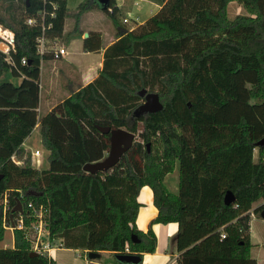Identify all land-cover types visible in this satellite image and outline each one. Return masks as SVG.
Returning <instances> with one entry per match:
<instances>
[{"label":"trees","instance_id":"16d2710c","mask_svg":"<svg viewBox=\"0 0 264 264\" xmlns=\"http://www.w3.org/2000/svg\"><path fill=\"white\" fill-rule=\"evenodd\" d=\"M150 1L159 11L127 30L118 22L116 0H109L102 10L113 20L117 41L105 49L98 78L39 118L36 41L42 28L27 19L46 12L45 24L52 25L47 37L60 39L68 1L0 0V26L15 35L12 61L0 54V205L7 200L6 224H16L11 210L21 202L30 229L38 219L26 205L34 200L43 204L51 246L115 255L128 248L143 257L157 249L154 231L137 227L138 198L148 186L158 209L152 223L179 226L177 264H257L251 218L264 211V147L257 146L264 138V0ZM234 1L247 15L229 18ZM96 8H102L98 0L80 4L68 40L83 38L81 18ZM83 49H103L101 35L91 32ZM7 73L20 77V84L2 80ZM142 89L157 92L163 109L136 118ZM37 124L50 153L47 169L34 168L23 147ZM97 125L124 128L140 140L112 170L91 174L85 165L110 150L109 135ZM177 162L175 194L165 179ZM228 191L236 197L231 205L224 201ZM5 232L0 206V242ZM32 252L24 231L16 229L15 247L0 248V264H56L48 253Z\"/></svg>","mask_w":264,"mask_h":264},{"label":"crops","instance_id":"0c3cea01","mask_svg":"<svg viewBox=\"0 0 264 264\" xmlns=\"http://www.w3.org/2000/svg\"><path fill=\"white\" fill-rule=\"evenodd\" d=\"M130 1H134V0H122V2L120 3L118 2V0H116L117 6L120 9L121 14L122 11L125 9L124 7L130 4ZM152 3L155 4V6L158 9L161 8L160 5L154 2ZM93 13H95V11L91 10L82 17L80 28L85 34L89 35L91 32H97L101 35V38L103 40V49L98 51L101 55L99 60V68L98 69H95L93 67L86 68L81 63H77L73 60H70L68 58L69 54L58 60L53 58L46 59L40 68L41 70L40 95H39V108L37 109L39 113V118H42L43 116L47 115L49 112L54 110L58 105L63 103L64 100L71 97L72 94L85 88L87 85H89L98 78L100 71L103 68L105 49L117 41V36H116L117 31L114 28L113 24L111 25L108 24L107 28L105 29L103 27H100L101 25L91 26L90 24H86V18L89 15H92ZM142 24L143 23L139 25ZM122 27L127 29L123 25ZM133 29L135 28H130L127 30H133ZM64 32L66 33V22H65ZM85 34L83 36V42H84ZM57 41L62 46H65L60 42V39H57ZM89 53L91 52L84 51V54L86 55ZM39 125L40 124H37L34 131L39 130ZM28 139L23 144L25 150H28L26 148V143L28 142ZM36 151L37 150L34 151L31 150L34 168L39 169L43 167L44 169H47L49 167V163L48 166H45L46 160L43 159L42 153L40 152V155L37 156L35 155ZM49 154L50 153L48 152V155ZM144 188L141 190V193L138 198L139 203H141L143 206L140 208L139 216L137 219V227L139 230L145 233H147L150 228L154 231L157 237V249L155 253H143L142 264H177V261L180 258V253L176 251L175 245L179 231V226L177 223H169V224L152 223V221L158 216V209L154 205V197H153L152 189L149 187L151 194L150 191L148 192L149 193L148 194L144 192ZM143 193H145L147 196L143 197L142 196ZM0 206L2 208L3 223H4L6 219L5 211L6 208L8 207L7 200L5 199L3 202H1ZM43 244L48 246V248L45 249L44 252L48 253L49 257L52 258L56 262V264H112V263L102 262L101 258L104 254H108L110 256L115 257V254L112 252H101V258L99 260H90L88 258L87 251L61 248L58 245L51 246L47 238H45ZM14 247H15L14 237L12 240L9 241H7L5 237L4 240L0 242V248H14Z\"/></svg>","mask_w":264,"mask_h":264},{"label":"rangeland","instance_id":"374dc122","mask_svg":"<svg viewBox=\"0 0 264 264\" xmlns=\"http://www.w3.org/2000/svg\"><path fill=\"white\" fill-rule=\"evenodd\" d=\"M67 1H68V14L69 15L66 19V33L64 32V35L62 36V38H60V42L67 47L68 54H69L68 58L70 60H73L77 63H81L86 68L93 67L95 69H98L99 60L101 56L99 52H91L86 55L84 54V49H83V38L76 37L71 40H68L66 38L67 36H70V33L74 28V25H75L74 15L77 13L78 7L85 0H67ZM118 2L120 3L122 2V0H118ZM5 6L6 4L4 3L3 7L5 8ZM124 8L125 9L122 11V14L121 12L119 13L118 22H120V24L126 27L127 29L139 27L140 26L139 24L141 23L144 24L150 17H152L159 11V9L155 6V4L150 2V0L130 1V4L128 6H125ZM18 9L20 10V13H22V7ZM94 11L96 14L93 13L92 15H89V16L87 15L88 17L86 18V24H90L91 26L101 25L100 27H103L104 29L107 28L108 24L109 25L112 24L113 22L112 18L107 13H105L102 10V8L101 9L96 8L94 9ZM1 12H3V9L1 10ZM238 15H247V12L244 9V7L241 6L239 3H237L236 1L231 2L228 7L229 18L234 19ZM80 24H81V21H80ZM2 29L4 30V32L7 33V35H0V48L3 49L4 52H6L9 49L8 47H6L4 43L6 42L8 38H10L11 35H14V33L11 32L9 29H5L4 27H2ZM2 80L12 82L15 85H19L20 82L22 81L20 77H16L12 75V73H7L3 77ZM138 140H140V138L139 136L136 135L135 141H138ZM26 148L28 149L26 150V152H28L29 154H32L31 150L32 151L39 150L42 153L43 159L46 160L45 166H48L49 155H48V152L43 147L42 137H41L39 130L34 131L31 134V136L28 139V142L26 143ZM257 156L258 155L256 153V158ZM165 184L169 192L175 193V194L178 193V190H179V162H177L176 164L175 171L167 175L165 179ZM30 202L35 203L34 200H31ZM263 203L264 202H262V204ZM258 206L259 204L255 205V209ZM251 222H252L251 236H252V242L254 245V247L251 250V258L257 264H264V219L262 217H259L253 214L251 218ZM31 227H34V223L32 224ZM24 234L26 235V233ZM37 235L38 234L34 232L33 234L30 235V237L27 236L28 240L30 241V244L32 245V249H34L38 241ZM5 237L7 241L12 240L13 237L15 238V231L12 233V231L6 229ZM101 261L104 263L119 264V262L116 260L114 256H110L108 254H104L101 258Z\"/></svg>","mask_w":264,"mask_h":264},{"label":"water","instance_id":"95a60500","mask_svg":"<svg viewBox=\"0 0 264 264\" xmlns=\"http://www.w3.org/2000/svg\"><path fill=\"white\" fill-rule=\"evenodd\" d=\"M102 9L107 7L109 0H98ZM89 35L85 34V38ZM139 96L144 99V102L139 105L134 110V117L140 118L147 114H154L163 109V104L160 101V96L157 92H149L148 89H142L139 92ZM97 129L104 135H109L110 137V150L108 155L101 161L88 163L84 167V171L96 174L97 172H107L116 167L121 161L122 157L132 148L136 134L132 133L124 128H112L110 126H100L97 125ZM258 147H264V138L257 143ZM148 150L150 151V144H148ZM15 162H18L15 159ZM3 176H0V181ZM29 197H37V193L30 191L28 192ZM236 200L233 192L228 191L225 195V204L231 205ZM15 213H23V204L18 202L11 210V219ZM261 217L264 219V211L261 212ZM133 242H138V237L134 235L132 237ZM38 255V252L34 251L31 256L34 257ZM88 258L90 260H99L101 258V253L99 252H88ZM116 260L121 264H140L143 261V257L138 254H116Z\"/></svg>","mask_w":264,"mask_h":264},{"label":"built area","instance_id":"2783aa9c","mask_svg":"<svg viewBox=\"0 0 264 264\" xmlns=\"http://www.w3.org/2000/svg\"><path fill=\"white\" fill-rule=\"evenodd\" d=\"M51 16L54 17V15H52V14H51ZM46 17H47V13L41 12L39 14V19L33 18V17L27 19V24L29 26H40L42 28V35H40L36 41V43H37L36 50H37L38 56L40 57L41 66L45 62V60H46L45 58L47 56H52L53 59L58 60V59H61L68 54L67 48L65 46H62L61 44H59L57 39H50L47 37L46 32L48 31V29H50L52 27V25L51 24H49V25L45 24ZM4 44L6 45V47H8L9 50L4 52L3 49L0 48V54L3 53L5 55H7L8 57L6 58V61L11 62L12 60H11V57H9V55H10V52L12 50H15V36L11 35L10 38H8ZM22 64L23 65L27 64L26 59L22 60ZM35 155H37V156L40 155V151L37 150L35 152ZM15 159L16 158H14V161H15ZM8 210H9V206L6 208V211H5L6 216H7ZM26 210L28 212H32L31 217H36L38 219L37 222L34 223V227L27 229L25 227V224H24V218H23L22 213L21 214L17 213L18 217L16 219V224L14 223L12 226H8L6 224V219H5L4 228L8 229L12 232H14L16 229L24 231V233H26L25 237L27 240L31 234H33L34 232L37 233L38 234L37 235L38 241H37L33 250L36 252H44V250L47 249L48 246L43 244V242L49 233H48V231L45 227V224L42 220L43 204L37 205V204L29 201L26 205ZM225 237H226V235L222 234V238H225ZM126 253L127 254H135V253H131L128 248L126 249Z\"/></svg>","mask_w":264,"mask_h":264},{"label":"bare ground","instance_id":"6f19581e","mask_svg":"<svg viewBox=\"0 0 264 264\" xmlns=\"http://www.w3.org/2000/svg\"><path fill=\"white\" fill-rule=\"evenodd\" d=\"M0 35H7V33L4 32V30L2 29L1 26H0ZM149 191H150V188H149V187L144 188V192H145V193H148ZM145 193L142 194L143 197H146V196H147ZM148 194H149V193H148ZM150 194H151V191H150ZM141 223H142V222H141ZM251 234H252V233H251Z\"/></svg>","mask_w":264,"mask_h":264},{"label":"flooded vegetation","instance_id":"af4514ba","mask_svg":"<svg viewBox=\"0 0 264 264\" xmlns=\"http://www.w3.org/2000/svg\"><path fill=\"white\" fill-rule=\"evenodd\" d=\"M144 102V99H142V103Z\"/></svg>","mask_w":264,"mask_h":264}]
</instances>
